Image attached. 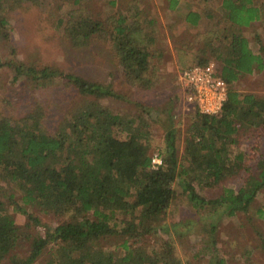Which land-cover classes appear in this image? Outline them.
<instances>
[{
  "label": "trees",
  "instance_id": "16d2710c",
  "mask_svg": "<svg viewBox=\"0 0 264 264\" xmlns=\"http://www.w3.org/2000/svg\"><path fill=\"white\" fill-rule=\"evenodd\" d=\"M27 1L42 3L0 0V43L12 37L7 13ZM140 1L131 0L129 11L104 18L93 0H69L68 16L59 18L58 24L76 48L108 39L124 82L155 88L164 55L147 35L154 20L143 16ZM198 1L204 4L203 11L188 4L177 14L182 20L178 62L184 70L194 61L214 60L229 84L228 99L218 114L202 113L193 104L197 118L188 127L180 155L175 102L169 103L160 164L153 162L150 127L143 113L129 116L106 103V98H124L114 85L55 65L39 68L25 63L16 58L11 42L12 53L0 57V68L15 70L14 81L47 88L64 78L73 96L53 132L47 118L55 110L44 104L46 96L16 118L5 113V103L1 105L10 97L0 96V264H35L44 254L49 255L45 264H197L194 259L200 254H210L208 264H227L217 237L220 221L249 212L264 188V96L243 93L235 86L240 77L258 70L264 78V53L256 52L245 34V27L264 20V0H223L218 15L206 7L211 0ZM178 4L174 0L172 9ZM208 19L213 25H207ZM199 26L205 29H193ZM142 108L150 112L149 107ZM242 140L247 145L236 149ZM177 187L197 211H206L209 220L203 227L208 244L186 261L160 233L169 232L166 220L180 195ZM31 208L64 219L55 225L43 223ZM257 210L264 216L262 206ZM15 211L27 214L28 221L19 223ZM197 215L188 213L182 222H196ZM37 225L45 226V234L32 231ZM177 233L182 239L184 232ZM150 236L155 238L152 246L145 244ZM114 238L120 241L112 246ZM24 241L30 242V249L20 256L16 249ZM251 253L247 249L246 261L256 264Z\"/></svg>",
  "mask_w": 264,
  "mask_h": 264
},
{
  "label": "rangeland",
  "instance_id": "374dc122",
  "mask_svg": "<svg viewBox=\"0 0 264 264\" xmlns=\"http://www.w3.org/2000/svg\"><path fill=\"white\" fill-rule=\"evenodd\" d=\"M93 0L95 9L104 18L109 15H117L120 11H129L131 0ZM179 4L172 9L174 0H141V11L144 17L151 18V23L147 29V35L152 37L155 45L161 48L164 55V62L160 66V81L155 88L141 86H130L123 80L121 65L112 56V45L108 39L98 40L87 47H74L65 38L63 27L59 26V18L68 16L69 0H42L41 5H34L26 2L24 7L15 11H9L7 16L11 22V39L0 43V57L6 58L12 53L11 44L16 47V58L37 67L45 65H55L61 70L78 73L92 80H98L106 84L114 85V88L124 95L123 99L106 98V103L116 112L129 116H136L143 113L144 120L149 124L151 154L160 152L165 146L166 127L164 119L167 120L166 109L169 103L175 102L173 121L176 124L177 140L176 149L178 155L182 154L185 141L189 135L188 127L190 123L196 121V110L194 105L189 103L185 97L184 90L180 83V74L183 71L182 65L178 62L176 50L179 41V33L182 29V20L177 17L178 13L185 12L188 4L194 9L204 10V4L198 0H178ZM261 3V0H254ZM223 0H211L206 7L213 15H218L221 11ZM207 25H213L211 20L206 21ZM219 26L217 25L216 28ZM194 30H204V26L194 27ZM245 34L251 42L253 49L258 53H264L260 49V43L264 44V20H260L245 27ZM12 42V43H11ZM153 42V45H154ZM210 50L206 54L212 56ZM211 61V60H210ZM197 61H194L196 64ZM193 64V65H194ZM16 71L11 68H0V96L10 97L7 102L1 105L5 113L18 117L20 111L31 108L46 96L45 105L51 106V111L47 118L49 130L56 129L61 118L66 113V106L73 96V90L68 81L58 78L47 88H36L33 84L25 86L22 80L14 81ZM262 70L256 71L253 75L240 77L235 82V86L243 93L255 92L264 96V78ZM37 98V99H36ZM44 99V98H43ZM9 102V105H8ZM44 106V108L46 107ZM0 105V106H1ZM149 107L150 114L143 111L142 107ZM1 108V107H0ZM68 109V107H67ZM153 117L154 119H150ZM247 145L245 140L236 144L237 148H244ZM234 183H238L235 181ZM180 195L172 205L168 223V231L160 233L168 238L177 248L178 253L184 261L189 259L194 251L205 249L208 244V235L203 227L209 222L206 211H197L182 193V187H177ZM219 192H222V187ZM258 206L264 208V188L253 203L249 212H241L234 217L224 218L220 221L218 228V240L222 251L227 256V264H248L246 261V251L251 248V257L256 264H264V216H259ZM31 211L41 218L43 223L57 224L62 221L61 217L55 213H45L38 208H31ZM198 214L197 221L188 223L182 222L184 217ZM19 223L28 221L27 214L15 211ZM176 223V227L172 224ZM39 231L45 234V226L37 225L32 231ZM177 230L183 231L182 239L178 237ZM154 236L148 237L145 244L154 245ZM184 240V241H182ZM108 241V240H107ZM107 241H104L105 243ZM120 240L114 238L110 245L115 246ZM116 243V244H115ZM30 242L24 241L16 249V253L24 256L29 252ZM200 254L195 260L197 264H208L210 254ZM49 258L44 254L35 264H45Z\"/></svg>",
  "mask_w": 264,
  "mask_h": 264
},
{
  "label": "built area",
  "instance_id": "2783aa9c",
  "mask_svg": "<svg viewBox=\"0 0 264 264\" xmlns=\"http://www.w3.org/2000/svg\"><path fill=\"white\" fill-rule=\"evenodd\" d=\"M180 83L187 101L197 105L202 113L218 114L228 99L229 84L220 75L214 60L184 69L180 74ZM153 162H163L159 152L154 153Z\"/></svg>",
  "mask_w": 264,
  "mask_h": 264
}]
</instances>
